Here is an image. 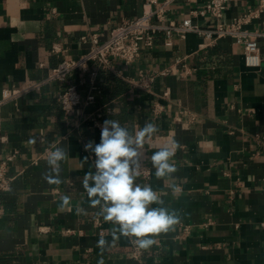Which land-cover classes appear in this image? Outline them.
<instances>
[{
  "label": "crops",
  "instance_id": "obj_1",
  "mask_svg": "<svg viewBox=\"0 0 264 264\" xmlns=\"http://www.w3.org/2000/svg\"><path fill=\"white\" fill-rule=\"evenodd\" d=\"M143 1L0 0V98L5 89L44 79L63 56L78 57L87 47L81 37L105 35L139 17ZM158 1H169L166 23L211 24L194 14L208 0ZM262 3L230 0L223 19L229 23ZM247 29L263 31L264 11ZM169 42L158 34L130 66L113 61V71L92 65L75 73L69 82L82 103L68 119L57 102V83L2 106L0 161L13 158L6 168L9 191L0 194V264H264V65L246 68L241 46L228 38L205 46L196 34H173ZM258 47L264 54V38ZM91 73L97 91L85 105ZM140 74L154 76L147 90L129 83ZM109 119L133 131L146 122L158 127L142 149L149 180L137 183L150 184L181 216L137 259L129 239L90 206L81 184L95 159L84 146L100 142ZM173 139L181 146L173 158L178 171L157 179L149 157ZM53 146L68 151L60 185L43 178L49 171L44 154ZM64 195L71 199L61 206Z\"/></svg>",
  "mask_w": 264,
  "mask_h": 264
},
{
  "label": "built area",
  "instance_id": "obj_2",
  "mask_svg": "<svg viewBox=\"0 0 264 264\" xmlns=\"http://www.w3.org/2000/svg\"><path fill=\"white\" fill-rule=\"evenodd\" d=\"M230 0H208L203 9L197 10L194 14L211 22L206 27L194 25L190 19H185L181 23L174 21L165 22V12L168 2L158 0H144L142 14L132 20L112 28L105 35L91 34L81 37V42L86 44V49L76 58L67 55L63 56L58 65L52 68L42 80L28 81L20 89H5L1 93L0 111L5 103L16 100L18 97L28 93H38L42 87L51 83L60 85V93L57 102L62 115L68 119L82 103L80 93L76 86L69 82L77 72H86L94 65L97 70L113 71L112 62L119 61L124 66L134 64L144 49H151L156 35L164 34L166 42L170 44L173 34H178L184 38L187 34L193 33L205 41V46H211L221 39H231L242 48L244 66L246 68L258 69L264 65V54L260 53L258 39L264 38L262 32L247 29V26L256 19L259 12L264 11V3L257 10H248L233 21L226 23L223 19L228 2ZM54 53H59L58 49H53ZM42 66V65H40ZM115 71V70H114ZM115 73L119 74L118 71ZM168 70L159 74L165 75ZM90 93L85 102L89 105L94 101L93 92L95 87V73H91ZM154 76L140 74L138 80L129 82L133 88L147 90ZM108 112L109 109H106ZM99 113L94 118L98 119ZM94 119L95 121H97ZM44 155L47 156L48 151ZM13 156L0 161V194L9 191L12 179L6 177V168ZM150 177L149 168L143 166L141 180L147 181ZM133 256L139 258L140 249L133 247Z\"/></svg>",
  "mask_w": 264,
  "mask_h": 264
},
{
  "label": "clouds",
  "instance_id": "obj_3",
  "mask_svg": "<svg viewBox=\"0 0 264 264\" xmlns=\"http://www.w3.org/2000/svg\"><path fill=\"white\" fill-rule=\"evenodd\" d=\"M159 132L152 122H146L139 130H129L117 120H105L101 125L100 142L89 141L85 151L94 154V163L81 180L82 188L87 194L91 207L98 208L97 215L113 225V231L119 232L129 242L147 250L157 243L160 234L174 230L180 223L181 216L175 209L164 206L158 191L150 184L137 183L143 163L142 149L147 139ZM181 146L174 139L158 146L149 157L155 169V177L169 180L178 171L173 161L176 150ZM68 159L67 149L53 146L47 154L49 171L43 178L50 184L60 185L61 163ZM87 162L88 158L85 157ZM173 192L175 184H167ZM70 196L61 197L62 205L70 202ZM157 205V206H153ZM78 214H86L78 207ZM105 241L101 239L99 246Z\"/></svg>",
  "mask_w": 264,
  "mask_h": 264
}]
</instances>
